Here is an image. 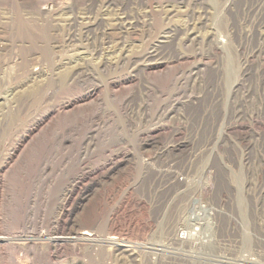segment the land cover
<instances>
[{
    "label": "rangeland",
    "instance_id": "374dc122",
    "mask_svg": "<svg viewBox=\"0 0 264 264\" xmlns=\"http://www.w3.org/2000/svg\"><path fill=\"white\" fill-rule=\"evenodd\" d=\"M99 1L0 0V233L14 226L29 195L46 198L30 210L50 213L60 186L76 172L72 149L92 117L97 131L82 142L85 185L77 215L98 234L97 251L85 245L56 260L42 241L34 251L14 240L0 248V264H188L170 256L167 239L194 193L226 201L242 217V257L256 258L264 251V0H112L105 17L114 28L100 35V18L87 26L102 56L90 64L87 53L76 56L65 46L84 31L67 22L95 12ZM121 12L131 16L129 32L114 26ZM75 62L90 75L72 74ZM68 101L80 111L48 116L54 126L47 149L36 140L45 122L19 142L33 120ZM55 137L64 145L52 143ZM17 142L26 151L9 170L7 152ZM40 163L53 172L30 184ZM112 205L115 243L135 252L119 246L109 258L103 241ZM218 223L233 224L221 215ZM211 260L194 264H240L235 255Z\"/></svg>",
    "mask_w": 264,
    "mask_h": 264
},
{
    "label": "bare ground",
    "instance_id": "6f19581e",
    "mask_svg": "<svg viewBox=\"0 0 264 264\" xmlns=\"http://www.w3.org/2000/svg\"><path fill=\"white\" fill-rule=\"evenodd\" d=\"M43 1H44L45 5L51 3L50 2L51 0H43ZM99 3H100L98 6L99 9L94 10L95 12L90 13L89 12L90 10H89L88 11L89 15L78 17V19H79L78 21L74 18V19L70 20V22L69 21L67 22L68 26H70V25H75L76 27L79 26L80 28H82L81 30H84V31L82 33L79 32V34L77 36L76 35H74L73 37L69 36V38H67V40L65 42V46L70 48L71 51H75L76 56L82 55L83 53H87V56L89 57L88 61H90V64H92L91 63L92 61L99 59V58H102V56L98 55L99 50L97 48L99 46H96L100 42L98 44L96 42L95 46H92L94 44H92V45L90 44L91 41L95 42L97 40H95L94 38H92V36H90L89 29L87 28V26L89 24L93 23V21L95 22L98 18H100L101 21H103V27L100 30L101 31L100 35L104 34L103 36H106V33H108V31H110L112 28L108 24L109 20L105 17L108 14L107 11H109L110 7L113 5L112 0H102V1H99ZM257 3H258V1H257ZM50 5H52V4H50ZM103 9L106 13H103L102 15H100L99 12H101ZM52 12H53L52 9H50V11H48L49 17L52 16ZM52 18L53 17H51V19H50L51 21L55 19V18L54 19H52ZM114 21H115L114 26H116V29H118V30L128 31V30L132 29V27H133V21H131V16L127 12H121V13L117 14L114 18ZM262 25H264V24H262ZM94 31H96V30H94ZM262 32L263 31H261V34H264ZM76 37H78V39H75ZM104 40L105 39L103 38L101 40V42ZM90 47H92V48L89 50ZM154 53H155V49L153 47L151 49V51L149 52L148 56H151ZM109 58H110V56H109ZM75 63H74V65L71 66V68L73 69L72 74L78 73L77 75H81V77H88L90 75L87 71L88 69L86 68V64H82V65L78 66V64L77 63L75 64ZM37 72L38 71L36 70L34 73H37ZM89 96L90 95H87L86 97H84V99L82 101L89 98ZM89 101L91 102L92 99ZM81 106L82 105H79V104L76 106H73V103H71V102H69L68 104H61L57 107L56 112L53 111L54 113L45 115V117H42V118L38 117L39 119L32 121L30 130L28 131V133L21 136V138H20L21 141L19 140V142L23 143L26 139H29V135L31 133H33L36 129H38V127H40L45 122L46 124L45 125L43 124L44 127L42 128V130H40V132L38 130L39 133H37L38 137L36 136L37 137L36 140H38V142L44 140L42 142L44 144L43 149L44 150L47 149V147L49 146L48 143L50 141L47 137L49 135L50 130L54 126V125L50 124L52 121L46 122V121H49V117L51 118L52 115L55 113L57 114V116H60V115L67 116L70 114L71 116L76 117L78 115V112L80 111L77 109H79ZM88 118L89 119L86 120V122H90L89 127H88V131L84 135H82V137H80V139L77 141V143L75 144V146L72 149L75 151L74 155H76V168H75L76 172L71 175V180L69 183L60 186L58 193L54 196L58 202L54 203L52 208H51L50 213L48 215H45V212H42L40 210H35V211L30 210V204H33L37 201L43 202L46 200V198L43 197V199L42 198L38 199V197L33 196L34 194L27 196L23 202L25 204L24 211H20L19 215L13 220L14 226H12L11 229L8 230L7 233H5V234L0 233V248L3 246H6V245H10L11 243H13L12 241H14V240H21L23 242L21 244V247L30 248L31 250L36 251V250L40 249V248H38V242L42 241L44 243L43 247L47 251V253L49 255L48 257L51 260L58 259L59 257L64 255L68 251H70L73 254H76V253L80 252L81 249L83 248V246H85V245L89 246L90 251H92V252L97 251L95 243H96L98 234L95 231L91 230L90 228H87V222H85L84 220L79 218L81 216L80 214H79L80 216L77 215L79 212H81V214L83 212V210H81L79 207H77V205L78 206L80 205L78 203V201L81 198V194H82V191L84 190V185H85V184L83 185V182H84L83 175L84 174H82V171H83L82 167L84 164L83 155L85 154V151L83 154L84 148L82 147L83 146L82 142H84L85 139L87 140V134H89L90 130H93V132L97 131V125L93 124L94 123L93 118L92 117H88ZM80 120L81 121L83 120V122H84L83 117H81ZM55 138L56 139H54L52 141V143L56 142L58 144V146L64 145L65 138H63V137H55ZM33 141H31V142H33ZM146 141H147L146 139H143L142 142H146ZM19 142H17L10 149L9 153L7 152L6 158L8 160L7 163L10 164L8 167L9 170H11L15 166L17 167L20 164L19 162H22V160H21L22 157H24L23 155L26 151V148H25V146L23 147V145L20 146ZM28 142H30V141H28ZM33 144L31 143V145H33ZM28 146L30 147V145H28ZM116 165H117V163H112L107 169L108 173L112 174L114 172V168H115L114 166H116ZM48 171H49L48 164L44 163L42 166V163H40L34 169V177L35 178L31 177L29 180V183L30 184L34 183L33 180L37 181L38 178L36 179V177L50 176V174L53 172V170L51 169L50 173H48ZM31 180H32V182H31ZM1 198H0V201H1ZM190 201H191V199H189V201L187 202L185 209L183 211H181V215L179 216V219H178L181 221V223L178 224L177 227H175V228L173 227V235H174V233L176 234L175 231H177L176 229L178 227H180V225H188L189 222L191 221L190 216L187 215L188 212L186 211L189 208ZM138 202H140V201H138ZM114 206H115V204H114ZM114 206L112 205L110 210L108 211L109 213H108V217H107V221H106V223H107L106 226L108 227V235L109 236L107 238H104V241H103L104 242L103 244L108 245V246L110 245V248H109L110 250H109L108 255H107V257H109V258L112 257L113 252H115L116 248L119 246L126 248L127 249L126 251L135 252L134 247H132V246L119 245V244L115 243V241H117L118 239H116L114 234H113L115 226H116L115 225L116 220L114 217V213H115ZM32 208H33V206H32ZM0 224H1V222H0ZM191 234L192 233L186 235V233H181L178 237V232H177V235L174 236V239L176 238L175 240L177 242H180L178 244H171L169 246L171 252H173V253H169L170 256L171 257L175 256L178 258L175 260L182 262V263H188V264L189 263L190 264L199 263L201 261V258L198 257V254H202V253L206 252L205 248H204L205 246L203 244H200V243L198 246V244L195 242L192 243L191 241L190 242L187 241V240L192 239L195 236V235H191ZM173 235H172V237H173ZM19 243H21V242H19ZM17 244H14L13 248H14V246L19 247ZM147 245L150 246V248H147V249L152 250V251L156 250V252H160V255H157V256L166 257L164 259H167L168 262L173 261V259L167 258V256L164 254V251L162 249L158 250L157 249L158 247H156V246H153L150 244H147ZM11 252H14V250H11ZM193 254H194V256H193ZM10 257H12V255ZM10 260H11V258H10ZM205 261L208 262L207 260H203V262H205ZM209 261L212 262L211 260H209ZM11 262H13V261H11Z\"/></svg>",
    "mask_w": 264,
    "mask_h": 264
},
{
    "label": "built area",
    "instance_id": "2783aa9c",
    "mask_svg": "<svg viewBox=\"0 0 264 264\" xmlns=\"http://www.w3.org/2000/svg\"><path fill=\"white\" fill-rule=\"evenodd\" d=\"M203 200L205 199H203L200 193H194L191 197L189 208L186 210L191 221L188 225H180V227L176 229L177 231H175L176 234L174 233V236L177 235V232L178 237L181 233H186V235L192 233L191 235H195L192 239L187 241H191L192 243L195 242L197 244L200 243L205 246L204 248L206 252L202 253L205 257L198 254L201 261L202 259L208 261L213 258V261L215 262L219 257L226 260V258L229 259L231 256L235 255L240 259V264H264V251L255 253L254 256L256 258L250 257L252 254H246L242 257V217H240L237 212L233 213L231 210H227L226 201L214 204L209 198L205 200L208 202ZM220 215L226 217L229 221H232V227H230L231 225H227V227L224 226L222 228L218 223ZM235 235V238L230 239V236ZM174 236L167 239V244L180 243L175 240L176 238L174 239ZM262 243L264 245V240ZM257 244L260 245V242ZM146 246L147 245H145V247ZM208 247L210 249L216 248L217 252L211 254V250H207ZM146 248L150 247L148 246Z\"/></svg>",
    "mask_w": 264,
    "mask_h": 264
}]
</instances>
